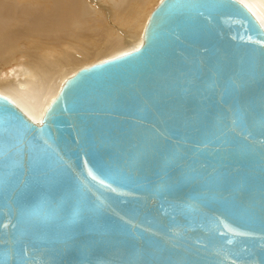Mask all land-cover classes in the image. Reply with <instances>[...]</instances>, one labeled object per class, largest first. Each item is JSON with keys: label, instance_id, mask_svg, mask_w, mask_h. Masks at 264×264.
I'll return each mask as SVG.
<instances>
[{"label": "water", "instance_id": "95a60500", "mask_svg": "<svg viewBox=\"0 0 264 264\" xmlns=\"http://www.w3.org/2000/svg\"><path fill=\"white\" fill-rule=\"evenodd\" d=\"M0 264H264V28L161 0L140 48L35 123L0 96Z\"/></svg>", "mask_w": 264, "mask_h": 264}, {"label": "bare ground", "instance_id": "6f19581e", "mask_svg": "<svg viewBox=\"0 0 264 264\" xmlns=\"http://www.w3.org/2000/svg\"><path fill=\"white\" fill-rule=\"evenodd\" d=\"M160 1L0 0V96L40 123L77 71L140 48ZM238 1L264 28V0Z\"/></svg>", "mask_w": 264, "mask_h": 264}, {"label": "rangeland", "instance_id": "374dc122", "mask_svg": "<svg viewBox=\"0 0 264 264\" xmlns=\"http://www.w3.org/2000/svg\"><path fill=\"white\" fill-rule=\"evenodd\" d=\"M142 39V38H141ZM130 51H132V50H130Z\"/></svg>", "mask_w": 264, "mask_h": 264}]
</instances>
